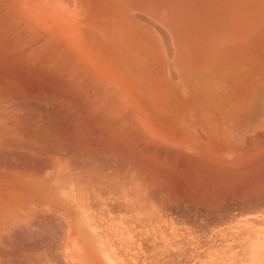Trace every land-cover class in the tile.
<instances>
[{"label": "bare ground", "instance_id": "1", "mask_svg": "<svg viewBox=\"0 0 264 264\" xmlns=\"http://www.w3.org/2000/svg\"><path fill=\"white\" fill-rule=\"evenodd\" d=\"M112 1L0 0V152L26 155L19 173L55 171L65 185L52 187L50 198L37 188L36 203L75 214L97 236L119 231L117 249L190 246L191 264H264V218L254 233V217L237 219L239 226L220 213L234 200L250 207L254 189L264 194V143L254 152L219 141L226 132L212 131L216 119L188 112L156 116L132 76L138 59L126 54L136 44L127 45L121 14L107 10ZM116 10L123 16L127 8ZM173 208H182L180 218L221 222L212 237L198 239ZM113 214L122 225L102 222ZM132 218L149 242L133 239Z\"/></svg>", "mask_w": 264, "mask_h": 264}, {"label": "rangeland", "instance_id": "2", "mask_svg": "<svg viewBox=\"0 0 264 264\" xmlns=\"http://www.w3.org/2000/svg\"><path fill=\"white\" fill-rule=\"evenodd\" d=\"M119 1L110 2L111 8L107 10L122 15L116 9L123 5L127 8L120 17L123 25H128V32H124L127 45H136L127 50L126 60L138 59L131 66L132 76L147 91L145 98L155 115L172 119L188 112L194 119H216L218 125L212 131L226 132L217 140L226 143L232 140L244 148L254 147V152L261 149L264 143V0ZM4 141L12 148L8 143L11 140ZM15 151L4 148L0 152V169H4L0 170V264H191L190 246L169 249L145 244L140 248L117 249L113 242L119 231L104 230L97 236L88 224L81 220L79 223L75 214L62 217V209L37 204L33 194L37 188H43L50 198L55 193L51 192L52 187L65 184L50 169L39 177L42 180L35 177L36 170L25 169L19 173L22 168L19 165L27 160L24 153ZM258 180L253 177L248 181L262 182ZM258 192L254 189V197L251 196L254 203L248 208L240 209L239 205L245 204L240 200L223 206L222 222L232 219L238 222L245 215L252 216L255 233L260 228V219L264 218V194L259 193L262 195V199L258 195L259 199L263 200L260 201L255 196ZM244 209H247L245 213ZM172 210L181 225H194L189 229L193 228L202 240L212 237L213 228L221 222L216 216L214 220L212 216L205 217L207 221H204L202 215V218L194 217L190 213L181 219L182 208ZM111 216L102 222L117 226L125 221L116 214ZM131 221L130 225L135 226L133 239L145 238L149 242V236H140L141 223L136 218ZM238 225L243 226V222L239 221Z\"/></svg>", "mask_w": 264, "mask_h": 264}]
</instances>
